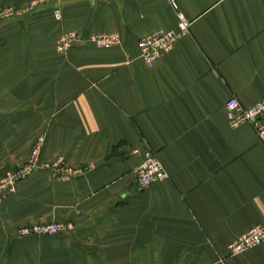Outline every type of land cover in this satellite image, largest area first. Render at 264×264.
<instances>
[{"label": "crops", "instance_id": "1", "mask_svg": "<svg viewBox=\"0 0 264 264\" xmlns=\"http://www.w3.org/2000/svg\"><path fill=\"white\" fill-rule=\"evenodd\" d=\"M0 0V174L41 138L37 168L0 202V264H264V141L223 104L264 95V0H175L188 31L147 67L136 40L174 28L166 0ZM113 33L57 52L63 31ZM168 178L136 191L141 150ZM61 157L77 170L47 164ZM58 221V234H23Z\"/></svg>", "mask_w": 264, "mask_h": 264}, {"label": "built area", "instance_id": "2", "mask_svg": "<svg viewBox=\"0 0 264 264\" xmlns=\"http://www.w3.org/2000/svg\"><path fill=\"white\" fill-rule=\"evenodd\" d=\"M168 5L174 10L176 23L174 28H158L136 40V49L138 57L147 67L153 65L154 60L162 53L171 48L174 41L186 34L189 21L176 10L175 0H166ZM54 5L52 16L54 19H60V8L57 0H29L27 10L38 6ZM10 9L0 10V19L8 15ZM91 43L96 47L108 48L118 43V37L113 33H93L84 37L79 36L77 32L67 30L60 33L55 40L54 48L57 52H65L72 45H82ZM225 118L231 127H237L241 124H248L254 130L257 138L264 141V95L254 101L249 106H242L234 96H228L223 104ZM41 138L32 146L29 157L23 163L0 174V202L8 194L15 191L19 181L26 178L34 169L37 168L40 154ZM48 168L54 171L62 172L64 176L76 173L64 165L61 157L47 164ZM135 190L142 191L154 182L168 178L167 173L162 169L155 152L146 148L141 150L139 160L134 168ZM66 229V224L58 221H48L43 223H33L21 229L23 234L36 233L43 235H54ZM264 240V231L259 226H252L235 236L226 245L229 255L237 254L246 250Z\"/></svg>", "mask_w": 264, "mask_h": 264}, {"label": "water", "instance_id": "3", "mask_svg": "<svg viewBox=\"0 0 264 264\" xmlns=\"http://www.w3.org/2000/svg\"><path fill=\"white\" fill-rule=\"evenodd\" d=\"M96 1H97V0H92V3H93V5H95V4H96Z\"/></svg>", "mask_w": 264, "mask_h": 264}, {"label": "rangeland", "instance_id": "4", "mask_svg": "<svg viewBox=\"0 0 264 264\" xmlns=\"http://www.w3.org/2000/svg\"><path fill=\"white\" fill-rule=\"evenodd\" d=\"M7 171V170H6Z\"/></svg>", "mask_w": 264, "mask_h": 264}]
</instances>
